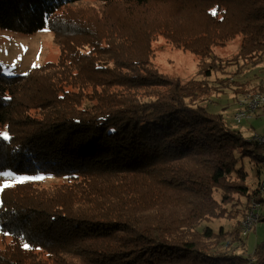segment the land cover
Listing matches in <instances>:
<instances>
[{"label": "trees", "instance_id": "obj_1", "mask_svg": "<svg viewBox=\"0 0 264 264\" xmlns=\"http://www.w3.org/2000/svg\"><path fill=\"white\" fill-rule=\"evenodd\" d=\"M77 1L0 0L1 28L47 26L60 50L24 74L0 67V170L59 179L1 192L0 236L11 240L0 264H264V240L252 260L221 250L228 232L206 224L241 197L228 220L255 202L264 221V195L237 166L264 163V141L207 113L193 101L202 86L149 60L157 35L196 54L205 76L201 61L237 34L240 55L264 56V0H97L111 11L54 15Z\"/></svg>", "mask_w": 264, "mask_h": 264}, {"label": "rangeland", "instance_id": "obj_2", "mask_svg": "<svg viewBox=\"0 0 264 264\" xmlns=\"http://www.w3.org/2000/svg\"><path fill=\"white\" fill-rule=\"evenodd\" d=\"M109 11H111L110 6L103 2L80 0L62 7L54 15L67 16L81 13L86 15ZM55 38L47 26L26 34L0 27V67L3 73L9 76L24 74L42 63L58 61L60 50ZM240 41L241 35L237 34L234 38L225 41L223 45L212 48L211 56L201 61L202 69L213 68L210 70V76L200 73V58L196 54L173 46L162 35H157L152 40L150 44L152 54L149 60L152 67L162 74L176 78L180 82H191L192 85L202 86L203 92L199 93L193 101L196 105L203 106L207 113L221 115L227 127L240 131L247 139L261 138L264 136V104L254 108L253 111H246L242 98L255 91L264 94V56L240 55L238 53ZM242 111L246 114L239 117ZM237 166L246 171L245 183L249 190L259 187L260 193L264 195V163L245 156L238 160ZM58 180L54 175L47 173H17L10 168H4L0 170V196L4 189L18 182H35L40 187H46L57 183ZM4 185L8 187H3ZM214 197L218 201L221 199L218 191L214 193ZM239 200L241 202L239 206L235 204L237 200L222 204L220 216L213 218L210 222L207 221L206 224L213 227L215 231L219 225L223 226L228 232L225 242L220 246L221 250L235 252L255 260L252 252L264 240V221L255 222L245 237L241 235V228L240 232L238 229H235V232L233 229L237 225L240 226L244 217L238 214L234 221L228 218L230 215H235L236 208L244 204L245 197ZM248 208L245 210L246 214ZM235 219L239 220L237 225H235ZM237 233H240V240L231 242L232 237L235 239L239 237ZM10 240V235L0 236V250L4 249V245Z\"/></svg>", "mask_w": 264, "mask_h": 264}, {"label": "built area", "instance_id": "obj_3", "mask_svg": "<svg viewBox=\"0 0 264 264\" xmlns=\"http://www.w3.org/2000/svg\"><path fill=\"white\" fill-rule=\"evenodd\" d=\"M243 104H245L246 111H253L254 108L264 104V94L258 91L253 92V94H248L244 96L243 98ZM246 113L245 111L240 112V116H244ZM260 141H264V136L261 138H256ZM258 215V204L255 202H252L248 213L244 216V219L240 223L241 228V235L245 237L247 233L252 228L253 224L257 220Z\"/></svg>", "mask_w": 264, "mask_h": 264}, {"label": "snow or ice", "instance_id": "obj_4", "mask_svg": "<svg viewBox=\"0 0 264 264\" xmlns=\"http://www.w3.org/2000/svg\"><path fill=\"white\" fill-rule=\"evenodd\" d=\"M3 138H4V139H7L8 137H7L6 134H3ZM3 187H8V185H4Z\"/></svg>", "mask_w": 264, "mask_h": 264}]
</instances>
